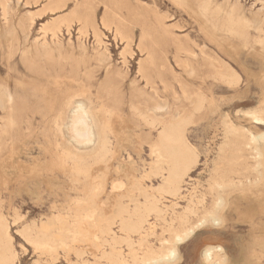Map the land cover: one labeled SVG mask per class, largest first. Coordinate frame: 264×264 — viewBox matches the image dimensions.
<instances>
[{
  "label": "rangeland",
  "instance_id": "rangeland-1",
  "mask_svg": "<svg viewBox=\"0 0 264 264\" xmlns=\"http://www.w3.org/2000/svg\"><path fill=\"white\" fill-rule=\"evenodd\" d=\"M10 1L14 7L13 27H18V21L27 13L34 14H30L34 17L27 39L18 29L14 36L0 37V85L16 101L13 116L17 126L14 131H9L4 138L5 143L0 147V211L9 221L19 218L16 225L10 226L14 247L23 240L17 230L24 225L45 222L51 214L66 216L69 208L84 199L83 189L76 182L73 169L63 172L54 164L59 151L56 145L68 143L69 148L76 153L84 149L79 144L81 141L69 139L64 125L75 102H83L95 122L109 123L107 125L111 130L115 155L106 163L107 193L101 198L105 202L111 193L112 184L127 183L124 173H130V168H133L137 178L148 169L151 163L148 141L154 139L155 132L150 133L149 140L145 137L148 128L143 125L135 109L145 112L153 104L146 93L138 90L143 88V77L153 79L156 83L161 79L172 82L171 70L180 74L184 83L191 88L199 89L200 86L201 91L211 99L212 109L199 112L194 123L189 126V140L199 152L198 164L182 184L179 198L164 200L163 210L179 211L192 197L201 194L206 195L208 203L217 194L232 203L235 194L230 189L211 190V184L216 180V170L223 171L226 168V165L218 162L219 148L224 140V123L228 121L251 130V117L246 114L264 111V51L262 47L251 44L252 39L264 37V0H39L36 4L31 0H21L17 7L15 0ZM55 1L64 4V8L54 13L43 11L49 2ZM25 2L29 5L24 6ZM77 9L81 14L93 13L101 31V41L110 54L108 60L99 63L95 51L101 47L92 37V28L87 27L85 34L79 36L75 20H72L69 34L65 27H61V43L59 48H54L56 51L52 58L33 49V39L42 35L41 26L69 16ZM105 14L109 15L111 21L124 20L123 24L127 27L120 29L132 39L131 44L120 42L117 37H113L112 31L99 27ZM225 19L242 23L245 27L240 28L251 43L237 37H222L219 24ZM142 24L147 25L144 28L149 35L143 41L144 52L141 53L137 43L143 28L139 25ZM255 25L260 27V33L254 30ZM148 52L153 66L145 63L147 69L143 76L138 73V63L144 60ZM186 52H193L194 58H189ZM200 52L230 65L240 78L238 85L228 87L215 83L210 89L213 82L201 79L207 70ZM186 59L195 64L196 72L192 76H187L180 67L175 66L176 62ZM163 96L169 97L168 94ZM68 98L71 99L70 104L65 108L64 102ZM190 110V104L181 101L176 111L185 114ZM2 114L0 111V116ZM246 162L243 176L253 182L259 170L253 169L254 160L247 159ZM120 166L122 171L115 173L114 170ZM103 169L104 165L90 162L91 175L96 177ZM257 186L244 182L239 191L241 210L238 215L230 213L233 207L227 205L224 210L228 220L226 227L219 231L209 228L197 232L179 248L181 261L178 264H202L200 250L209 243L221 244L236 257L234 241L237 236L249 242L264 234V215L257 213L259 204L252 200L253 194L259 190L264 194V186ZM174 204L177 206L174 207ZM242 206L247 207V210ZM155 225V235L149 238V242L154 249H160V240L168 239V234L162 232L160 223L155 222ZM251 226L257 230H252ZM81 248L86 246L72 245L68 253L59 250L54 258H50L34 252L27 244L25 251L28 255L24 259L26 264H75L78 260L73 251ZM249 253L256 264V258L258 264H264V249L254 245ZM85 258L89 264L94 262L91 256Z\"/></svg>",
  "mask_w": 264,
  "mask_h": 264
},
{
  "label": "bare ground",
  "instance_id": "bare-ground-1",
  "mask_svg": "<svg viewBox=\"0 0 264 264\" xmlns=\"http://www.w3.org/2000/svg\"><path fill=\"white\" fill-rule=\"evenodd\" d=\"M31 1L36 4L39 0ZM206 1L210 2L211 0ZM20 3L21 0H15L16 7ZM26 5L29 3L25 2L24 6ZM63 8L64 4L55 1L49 2L43 11L54 13ZM13 13L14 7L11 1L0 0V21L2 22V25L0 24V37L14 36L18 29L23 34L24 39H27L33 24L32 17L34 16L31 15L34 14L30 13V15L26 12L27 14L23 19L18 21V27H13ZM106 14L101 18L99 27L112 31L113 37H117L120 42L126 45L131 44L132 39L122 31V28L120 29V27H127L123 24L124 20L111 21L109 15ZM72 20H75L77 24L79 36L85 34L87 27L92 28V37L101 47V49H95V56L99 63L108 60L110 54L107 46L101 41V31L93 13L81 14L78 9L69 16L49 21V23L41 26L42 35L40 38L33 39V49L43 56L52 58L54 51H56L54 48L56 46L59 48L60 45L61 27H65V31L69 34ZM139 26L143 28L140 30L137 48L142 53L144 52L143 41L149 34L144 28L147 25ZM161 27L167 28L168 26L162 25ZM219 27L222 37H237L247 41L245 32L240 28L245 27L242 23L225 19L220 22ZM254 30L258 33L261 32L258 25H255ZM250 43L248 42V44ZM242 44L245 45V42ZM251 44L262 47L263 50H261L264 51V37L259 36L252 39ZM186 54L189 58H194L193 52H186ZM201 55L207 70L205 77L201 79L202 81L210 79L213 82L210 89L215 83L228 87L238 85L240 78L230 65L206 53H201ZM145 63L153 66L149 52L145 54L144 60L138 63V73L143 76L147 69L144 66ZM175 66L180 67L187 76H192L196 72L195 64L189 59L176 62ZM170 74L172 82L161 79L156 83L153 79L143 77L145 79L143 88L138 90L140 93H146L148 100L153 104L152 108L145 112L135 109L143 125L148 128L149 132L145 137L149 140L150 133L155 132L154 139L148 141L151 158L148 169L140 178L135 177L133 168L129 169L130 173H127L128 171L123 172L127 183L112 184L111 193L108 195V199L104 200L105 202L101 198L107 193L106 163L115 155L110 138L111 130L108 128V122L100 121V124L95 122L83 102H75V106L70 110L71 115L67 116L68 122L64 125L69 139L81 141L79 144L84 149L81 153H76L69 148L68 143L66 145L61 144V146L56 145L57 148L59 147V151H57L58 155L54 159V164L63 172L70 168L73 169L76 182L83 189L84 199L69 208L66 216L51 214L45 222L26 224L17 230L21 239L34 252L41 256L54 258L59 250L68 253L72 245L83 244L86 248L73 251L78 260L75 264H89L86 256L93 258L92 264H178L181 261L179 248L197 232L209 228L219 231L226 227L228 220L224 210L227 205L233 207L230 213L238 215L239 210H241L239 191L243 188L244 182L255 184V186H264V122L260 119V113L263 110H257L245 113L247 117H251V130L236 126L228 121L224 123V140L219 148L218 162L226 165V168H223V171L216 170V180L212 182L211 190L214 188L230 189L231 193L235 194L232 196V203L221 194L213 196L208 203L206 195L201 194L192 197L188 204L179 211L175 209L170 212L163 210L164 200L179 198L182 184L185 183L189 172L198 164L199 152L189 140V126L194 123V118L199 112L212 109L211 99L201 91L200 86H198L199 89H193L184 83L180 74L173 70L170 71ZM164 94H168L169 97L163 96ZM70 100L68 98L64 102L65 108L69 106ZM181 101L190 104L191 110L189 112L180 114L176 111L178 103L180 104ZM15 104L16 101L12 94L0 85V111L3 113L0 116V147L5 143L4 138L9 131H14L17 126L13 116ZM156 112L164 114L159 115ZM120 141L122 140L120 139ZM247 159L254 160L253 169L259 170L258 177L253 182L243 176L242 171L247 166ZM90 162L96 165H104L103 172L96 177L91 175ZM121 171L122 166L114 170L115 173ZM145 180L148 182L146 183ZM126 186L127 188H125ZM253 195V202L259 204L260 208L257 213L264 215L262 190ZM175 206L177 204H174ZM242 208L247 210V207L242 206ZM150 220H154V222L151 223ZM18 221L19 218L16 217L9 221L0 211V264H16V253L10 234V226L16 225ZM155 222L160 223L162 232L168 234V239L160 240L159 243L162 244L160 249H154L149 242V238L155 235ZM251 229L257 230L254 226H251ZM253 239L248 242L239 236L235 238L236 257L221 244H205L200 250V262L202 264H256L254 258L250 257V248L256 245L260 249H264V234ZM256 260L258 264V258Z\"/></svg>",
  "mask_w": 264,
  "mask_h": 264
},
{
  "label": "snow or ice",
  "instance_id": "snow-or-ice-1",
  "mask_svg": "<svg viewBox=\"0 0 264 264\" xmlns=\"http://www.w3.org/2000/svg\"><path fill=\"white\" fill-rule=\"evenodd\" d=\"M260 119L262 122H264V111L260 113ZM25 248H27V243L24 240H20V243L15 245L16 264H26L24 257L28 255V252L25 251Z\"/></svg>",
  "mask_w": 264,
  "mask_h": 264
}]
</instances>
